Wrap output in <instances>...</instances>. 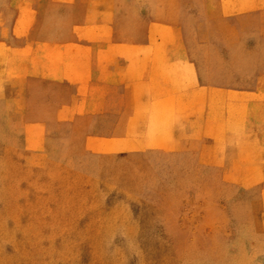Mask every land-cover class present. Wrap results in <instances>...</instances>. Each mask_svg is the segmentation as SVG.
I'll return each mask as SVG.
<instances>
[{
	"label": "crops",
	"instance_id": "obj_1",
	"mask_svg": "<svg viewBox=\"0 0 264 264\" xmlns=\"http://www.w3.org/2000/svg\"><path fill=\"white\" fill-rule=\"evenodd\" d=\"M0 148L263 190L264 0H0Z\"/></svg>",
	"mask_w": 264,
	"mask_h": 264
},
{
	"label": "rangeland",
	"instance_id": "obj_2",
	"mask_svg": "<svg viewBox=\"0 0 264 264\" xmlns=\"http://www.w3.org/2000/svg\"><path fill=\"white\" fill-rule=\"evenodd\" d=\"M135 164L96 179L0 148V264H264V189L227 204L169 174L158 204L159 174Z\"/></svg>",
	"mask_w": 264,
	"mask_h": 264
},
{
	"label": "bare ground",
	"instance_id": "obj_3",
	"mask_svg": "<svg viewBox=\"0 0 264 264\" xmlns=\"http://www.w3.org/2000/svg\"><path fill=\"white\" fill-rule=\"evenodd\" d=\"M117 220V219H116ZM111 226V225H110Z\"/></svg>",
	"mask_w": 264,
	"mask_h": 264
}]
</instances>
